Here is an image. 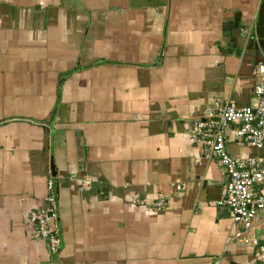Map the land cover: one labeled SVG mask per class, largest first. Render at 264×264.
<instances>
[{
  "label": "crops",
  "instance_id": "crops-1",
  "mask_svg": "<svg viewBox=\"0 0 264 264\" xmlns=\"http://www.w3.org/2000/svg\"><path fill=\"white\" fill-rule=\"evenodd\" d=\"M257 2L0 0V264H264L229 240L223 167L190 138L215 102H253ZM226 148L264 168V143ZM50 176L57 253L29 220Z\"/></svg>",
  "mask_w": 264,
  "mask_h": 264
},
{
  "label": "built area",
  "instance_id": "built-area-1",
  "mask_svg": "<svg viewBox=\"0 0 264 264\" xmlns=\"http://www.w3.org/2000/svg\"><path fill=\"white\" fill-rule=\"evenodd\" d=\"M254 74L256 82L253 86V102L241 107L232 102H215L212 108L194 120L190 138L192 142L205 147L223 167L225 183L217 204L227 207L231 220L240 226L229 240L239 245H251L264 253V237L263 242H260L254 234L256 229L264 227V195L254 190L257 183L264 181V168L256 158L235 157L226 148L229 132L236 139L256 148H261L264 143V57L256 64ZM88 184L90 180L86 181V186ZM46 188L45 209L31 213L29 220L34 223L36 235L46 242L49 251L57 253L61 247V236L51 176ZM134 204L145 206L150 203L136 199ZM164 205L165 198L160 195L150 206L158 209ZM212 264H220L219 259Z\"/></svg>",
  "mask_w": 264,
  "mask_h": 264
},
{
  "label": "rangeland",
  "instance_id": "rangeland-1",
  "mask_svg": "<svg viewBox=\"0 0 264 264\" xmlns=\"http://www.w3.org/2000/svg\"><path fill=\"white\" fill-rule=\"evenodd\" d=\"M255 11L257 19L261 20L264 17V0H258Z\"/></svg>",
  "mask_w": 264,
  "mask_h": 264
},
{
  "label": "water",
  "instance_id": "water-1",
  "mask_svg": "<svg viewBox=\"0 0 264 264\" xmlns=\"http://www.w3.org/2000/svg\"><path fill=\"white\" fill-rule=\"evenodd\" d=\"M236 22H237V20H236ZM236 22H235V23H236Z\"/></svg>",
  "mask_w": 264,
  "mask_h": 264
}]
</instances>
